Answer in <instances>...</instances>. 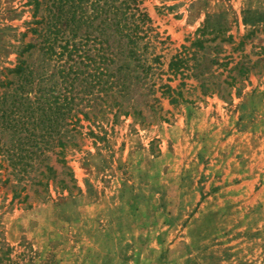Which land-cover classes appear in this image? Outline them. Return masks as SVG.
I'll use <instances>...</instances> for the list:
<instances>
[{"label": "rangeland", "instance_id": "obj_1", "mask_svg": "<svg viewBox=\"0 0 264 264\" xmlns=\"http://www.w3.org/2000/svg\"><path fill=\"white\" fill-rule=\"evenodd\" d=\"M38 1L0 0V264H264V0H142L155 92L74 134L12 71Z\"/></svg>", "mask_w": 264, "mask_h": 264}, {"label": "trees", "instance_id": "obj_2", "mask_svg": "<svg viewBox=\"0 0 264 264\" xmlns=\"http://www.w3.org/2000/svg\"><path fill=\"white\" fill-rule=\"evenodd\" d=\"M34 2L32 17L40 5L38 0ZM141 3L142 0H52L47 16L50 19L41 16L31 22L34 27L27 28L31 41L25 43L26 32L21 33L12 71L23 74L28 89L37 85L39 97L46 99L48 95L53 99L51 108L56 119L66 116L69 132L74 134L80 120L95 125L109 116L140 115L133 95L138 92L141 97H149L155 92L148 85L150 81L155 84L153 76L162 65V56L154 50L164 41L154 32ZM209 19L198 29L200 34L207 32ZM33 52L36 57L29 62ZM179 62L172 57L168 70L176 74ZM160 90L172 104H177L182 95L167 84H160L157 91ZM57 144L63 145L60 139ZM69 144L77 147L74 135Z\"/></svg>", "mask_w": 264, "mask_h": 264}]
</instances>
